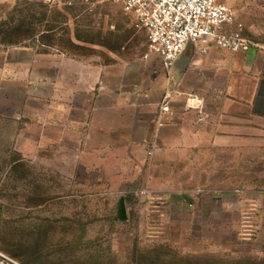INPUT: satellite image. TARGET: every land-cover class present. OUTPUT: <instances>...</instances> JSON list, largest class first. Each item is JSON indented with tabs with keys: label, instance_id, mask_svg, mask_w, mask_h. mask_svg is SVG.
Instances as JSON below:
<instances>
[{
	"label": "rangeland",
	"instance_id": "obj_1",
	"mask_svg": "<svg viewBox=\"0 0 264 264\" xmlns=\"http://www.w3.org/2000/svg\"><path fill=\"white\" fill-rule=\"evenodd\" d=\"M1 1L0 249L23 264H264V180L219 174L216 152L160 167L150 141L130 167L75 121L73 88L96 71L98 87L154 81L145 32L101 0ZM251 8L260 29L242 33L264 41Z\"/></svg>",
	"mask_w": 264,
	"mask_h": 264
},
{
	"label": "crops",
	"instance_id": "obj_2",
	"mask_svg": "<svg viewBox=\"0 0 264 264\" xmlns=\"http://www.w3.org/2000/svg\"><path fill=\"white\" fill-rule=\"evenodd\" d=\"M217 1L229 5L235 12L236 22L248 31L260 29L253 21L256 12L251 7L264 4L263 1ZM254 39L244 52L212 47L202 54L199 45H191L168 72L162 58L155 54L147 63L158 69L154 81L147 86L139 83L129 86L117 81L98 87L96 71L89 87L73 88L81 96V103L75 109L80 116L75 121L79 125L89 123L90 142L95 150L106 152V157L119 153L128 159L130 167L142 165L143 158L138 152L144 150L143 143L150 141L156 145L153 162H158L160 167L164 163L174 165L179 157L203 159L216 152L220 158L219 174L247 175L244 179L248 177L249 184L262 182L264 41ZM105 74L108 81V73ZM138 87L142 94L135 91ZM166 95H170L171 115L159 127L160 106ZM189 95L204 101L202 111L188 109ZM71 114L64 110L61 128L68 124ZM70 132L60 131L64 136L60 141L70 139ZM77 134L74 132L75 142ZM220 180L230 183L229 177ZM228 188L238 189L232 185Z\"/></svg>",
	"mask_w": 264,
	"mask_h": 264
},
{
	"label": "built area",
	"instance_id": "obj_3",
	"mask_svg": "<svg viewBox=\"0 0 264 264\" xmlns=\"http://www.w3.org/2000/svg\"><path fill=\"white\" fill-rule=\"evenodd\" d=\"M101 1L119 6L132 26L145 32L150 53L159 55L168 71L191 45H199L202 54L212 47L244 52L252 45L242 33L243 24L236 22L234 10L217 0ZM169 97L170 95H166L160 106L157 122L159 127L171 115ZM187 107L202 111L204 101L195 95H189ZM0 264L23 263L0 249Z\"/></svg>",
	"mask_w": 264,
	"mask_h": 264
},
{
	"label": "water",
	"instance_id": "obj_4",
	"mask_svg": "<svg viewBox=\"0 0 264 264\" xmlns=\"http://www.w3.org/2000/svg\"><path fill=\"white\" fill-rule=\"evenodd\" d=\"M119 218L121 220H124L126 218L124 200H122L121 203H120Z\"/></svg>",
	"mask_w": 264,
	"mask_h": 264
},
{
	"label": "trees",
	"instance_id": "obj_5",
	"mask_svg": "<svg viewBox=\"0 0 264 264\" xmlns=\"http://www.w3.org/2000/svg\"><path fill=\"white\" fill-rule=\"evenodd\" d=\"M15 257H17V258H19L20 256H18V255H15ZM25 262H28L27 260H24Z\"/></svg>",
	"mask_w": 264,
	"mask_h": 264
}]
</instances>
